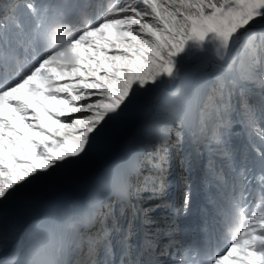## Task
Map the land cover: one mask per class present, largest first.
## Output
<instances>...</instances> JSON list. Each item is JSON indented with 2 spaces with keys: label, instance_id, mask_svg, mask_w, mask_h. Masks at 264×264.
<instances>
[{
  "label": "snow or ice",
  "instance_id": "snow-or-ice-1",
  "mask_svg": "<svg viewBox=\"0 0 264 264\" xmlns=\"http://www.w3.org/2000/svg\"><path fill=\"white\" fill-rule=\"evenodd\" d=\"M0 264H264V0H10Z\"/></svg>",
  "mask_w": 264,
  "mask_h": 264
},
{
  "label": "bare ground",
  "instance_id": "bare-ground-1",
  "mask_svg": "<svg viewBox=\"0 0 264 264\" xmlns=\"http://www.w3.org/2000/svg\"><path fill=\"white\" fill-rule=\"evenodd\" d=\"M106 163H108L107 160H101L99 161V163L97 164V168L105 165ZM92 176L91 174H88L84 177H82L78 182L69 185V190L66 189H62L61 192L58 195H54L52 197L53 201H59V203H57L56 207L60 208L62 205H64L66 202L71 201L69 195L74 196V197H83L86 191V187L89 183V181L91 180ZM47 212V211H45ZM32 216H36L35 214H33ZM32 224V222H31Z\"/></svg>",
  "mask_w": 264,
  "mask_h": 264
},
{
  "label": "rangeland",
  "instance_id": "rangeland-1",
  "mask_svg": "<svg viewBox=\"0 0 264 264\" xmlns=\"http://www.w3.org/2000/svg\"><path fill=\"white\" fill-rule=\"evenodd\" d=\"M68 188H69V185L61 187V188H59V189H57L55 191H52L49 194H47L44 198H42V200L39 202V204L35 207V209L31 213V215L35 214L36 216H33V217L37 218L39 216L40 211H41V212L44 213V217H45L48 214L47 212H49V206L54 202L52 197L54 195H58L61 192L62 189L69 190ZM45 211H47V212H45ZM44 217L41 219V223L43 222ZM34 221L35 220H31V221H29V223L33 222L32 223L33 226L39 227L40 222H38V225H37V223L34 222ZM27 226H28L27 224H23V222H22V227H27ZM21 231H22V229H21Z\"/></svg>",
  "mask_w": 264,
  "mask_h": 264
}]
</instances>
